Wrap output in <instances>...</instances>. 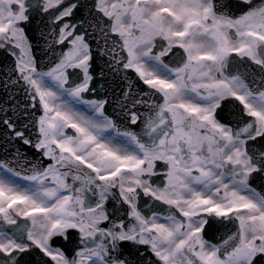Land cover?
Instances as JSON below:
<instances>
[{"label":"snow or ice","instance_id":"snow-or-ice-1","mask_svg":"<svg viewBox=\"0 0 264 264\" xmlns=\"http://www.w3.org/2000/svg\"><path fill=\"white\" fill-rule=\"evenodd\" d=\"M0 49L23 95L0 104L4 139L49 161L0 160V264H134L125 243L144 264H264V0H0ZM97 57L125 82L122 124L85 97Z\"/></svg>","mask_w":264,"mask_h":264},{"label":"water","instance_id":"water-1","mask_svg":"<svg viewBox=\"0 0 264 264\" xmlns=\"http://www.w3.org/2000/svg\"><path fill=\"white\" fill-rule=\"evenodd\" d=\"M90 0H85V3H89ZM84 9H82L81 11L77 12V16H81L83 13ZM29 33V32H28ZM33 44V50L34 53L36 54V58L37 60H43L45 62H47L48 58L45 56L44 51L42 50V44L41 41L40 42H36V41H32ZM37 45H41V46H37ZM0 60L3 61L2 67L4 68L2 73L0 72V77L2 76L3 79L6 77L5 72H6V67H11L14 61V58L5 50L0 49ZM93 75H94V80L92 82L91 87L95 89V93H87L85 94V97L87 98H104L107 97L109 100V103L105 106L106 108V113L109 114L113 119H117L115 116V113L113 111V109L116 107L115 101L117 100L118 97H120L121 93H122V89L126 86L125 82L121 79V77L119 76H114L113 73L105 66L104 60L100 59L99 57H97L94 62H93V67L91 69ZM101 73H103V75H101ZM130 76L134 77V73L129 72ZM4 80H2V85H0V90H3V92L6 94V96L9 97V102L6 103L4 102V106L6 107H11V104L14 102H20L23 100V95H22V91H19L12 87L11 85H9L8 89L6 90L4 87ZM137 84L139 87H141V89L143 88L142 84L137 81ZM11 97V98H10ZM118 110V109H117ZM39 114V113H38ZM117 123L122 124V121L117 119ZM138 130V127L137 129ZM17 149H19V151L21 153H24L25 151H28L29 154L33 153L35 154V157L37 159V155L38 152L30 147V146H26L23 145L20 141H6L4 139V131L2 128H0V160H4V159H14L15 157L13 156V154L17 151ZM31 154V155H33ZM34 158H32L31 160H33ZM36 160H34L33 162H35ZM260 180L264 179V175H260L259 176ZM261 185L264 186L263 181L260 182L258 185L255 184V186L260 189L261 191ZM264 192V191H261ZM73 246V242L69 243L66 246V249L70 252ZM139 247V251L141 252H146L145 248L146 246H138ZM125 251L130 252L132 254L138 253L139 251H137V246H132L130 244L129 247H124ZM137 256V255H134ZM150 258V253H147L144 255V257L141 260V257H137L134 261V264H144V262H146L148 259Z\"/></svg>","mask_w":264,"mask_h":264},{"label":"flooded vegetation","instance_id":"flooded-vegetation-1","mask_svg":"<svg viewBox=\"0 0 264 264\" xmlns=\"http://www.w3.org/2000/svg\"><path fill=\"white\" fill-rule=\"evenodd\" d=\"M30 25L32 26V25H36V26H40V27H44V20L41 18V17H39V16H34L33 18H32V21H31V23H30ZM234 55V54H233ZM234 107V105L232 104V102L231 101H229V102H224L223 103V108H224V111H223V113H221V115H222V117L223 118H225V119H227L228 118V112L230 111V109H232ZM80 111H85V109L81 106L80 107ZM66 132L67 133H69V134H73L70 130H67L66 129ZM258 175H254V177L252 178V180H251V186L252 187H254L253 185H252V182L253 181H258V180H256L255 179V177H257ZM255 188V187H254ZM257 191H259L257 188H255ZM142 198H145V197H143V196H141ZM85 199H86V201H88V202H94L95 201V199H96V197L95 196H93L92 195V193H87L86 195H85ZM144 202V201H143ZM114 205H115V201L112 199V198H109V200L106 202V207L109 209V210H111L113 207H114ZM235 229H234V226L232 225V224H230V223H228V222H225V224H223V225H219V226H217V228H216V230H215V233H214V235L215 236H223L225 233H228V234H230V232L231 231H234ZM209 238H213V233H209ZM32 258H34L33 256H32ZM24 264V263H23Z\"/></svg>","mask_w":264,"mask_h":264}]
</instances>
